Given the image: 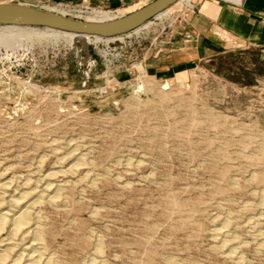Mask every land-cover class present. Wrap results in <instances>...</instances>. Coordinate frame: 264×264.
Here are the masks:
<instances>
[{"label":"rangeland","instance_id":"1","mask_svg":"<svg viewBox=\"0 0 264 264\" xmlns=\"http://www.w3.org/2000/svg\"><path fill=\"white\" fill-rule=\"evenodd\" d=\"M118 1L41 5L126 15L154 0ZM194 9L99 44L0 38V181L61 185L38 206L49 264H264V77L239 55L149 73Z\"/></svg>","mask_w":264,"mask_h":264},{"label":"crops","instance_id":"2","mask_svg":"<svg viewBox=\"0 0 264 264\" xmlns=\"http://www.w3.org/2000/svg\"><path fill=\"white\" fill-rule=\"evenodd\" d=\"M46 1L56 0L5 2L40 7ZM106 1L108 6H120L118 0ZM193 5L195 9L188 25L175 35L176 49L149 73H185L204 63L210 69H217L221 60L234 62L239 55L247 59L245 71L256 69L260 77H264V0H194ZM226 67L237 66L228 64Z\"/></svg>","mask_w":264,"mask_h":264},{"label":"bare ground","instance_id":"3","mask_svg":"<svg viewBox=\"0 0 264 264\" xmlns=\"http://www.w3.org/2000/svg\"><path fill=\"white\" fill-rule=\"evenodd\" d=\"M193 1L194 0H179L175 5L180 4V5H185L187 7L193 5ZM240 1L241 0H239V2ZM40 7L44 9H48L61 16L66 15L73 19L83 20L86 22H108L109 20L117 19L125 16L124 14H121L119 12H111V11L109 12L93 11L91 13H88L86 16L85 15L82 16L83 13L81 15L79 11L69 12L66 9L63 8L61 9L50 5H46V6L41 5ZM168 10H171V8ZM168 10L157 15L156 17L166 14ZM42 29L33 26L26 27V26H16V25L15 26L0 25V38L3 39L29 38L32 35H40ZM44 30L46 32L48 31L51 33L65 34V32L62 33L48 28ZM138 30L139 29L135 31ZM66 34H70V33H66ZM80 36H82L83 38L91 39V41L93 42L94 40L95 42L96 41L110 42V40L113 39L116 40L122 38V37H118V38L104 39L96 36L94 37H88L84 35H80ZM66 162L67 159L63 160L62 163L66 164ZM60 171L61 170H59V172ZM67 171L72 174L75 173L77 171L76 165L75 166L72 165L70 168L67 169ZM52 175L53 173L44 176L43 179L41 180L43 182L38 186L36 185L35 190H30L28 188L29 185H27L28 186L27 187L25 183L14 184L13 183L14 181L13 182L0 181V264H49V261H47L46 258L44 257V253L42 251L43 249L42 243H40V240L42 239H40L41 230L40 227H38V224L40 222L41 216L39 212L40 210L38 211V206L44 200H47V202L51 204L55 202L58 198H60L62 195L59 194L61 191V187H60L61 185L59 186L57 184L58 185L57 186L50 183L51 181L50 178ZM1 210H4V212H2ZM4 233H6L5 235L6 237L4 236L5 238L2 236ZM218 234L219 233L217 232V235ZM29 237L30 238L32 237V241L27 242L25 239L28 240ZM17 241L19 242L26 241L24 242L25 247L21 255L17 254L15 252V249H13L14 248L13 246L15 245L14 243Z\"/></svg>","mask_w":264,"mask_h":264},{"label":"water","instance_id":"4","mask_svg":"<svg viewBox=\"0 0 264 264\" xmlns=\"http://www.w3.org/2000/svg\"><path fill=\"white\" fill-rule=\"evenodd\" d=\"M179 0H154L139 10L108 22H86L61 16L48 9L20 2L0 3V25L38 27L74 35L117 38L140 29L157 15L172 8Z\"/></svg>","mask_w":264,"mask_h":264},{"label":"built area","instance_id":"5","mask_svg":"<svg viewBox=\"0 0 264 264\" xmlns=\"http://www.w3.org/2000/svg\"><path fill=\"white\" fill-rule=\"evenodd\" d=\"M155 19V18H154ZM134 33V31L133 32H130V33H127V34H125L124 36H120V37H123V38H125L126 36H130V35H135V34H133ZM118 38V37H117ZM122 38V39H123ZM118 40V39H117ZM99 43H101V42H98L97 44H99ZM103 43V42H102ZM90 45H92V46H94V45H96V44H90Z\"/></svg>","mask_w":264,"mask_h":264}]
</instances>
